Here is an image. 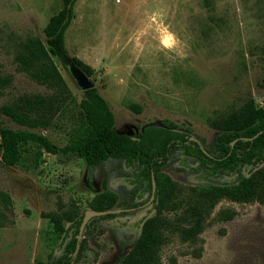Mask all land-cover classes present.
Here are the masks:
<instances>
[{
	"label": "rangeland",
	"instance_id": "374dc122",
	"mask_svg": "<svg viewBox=\"0 0 264 264\" xmlns=\"http://www.w3.org/2000/svg\"><path fill=\"white\" fill-rule=\"evenodd\" d=\"M78 0L66 32L68 57L90 65V78L108 101L116 130L134 135L147 125L173 121L204 148L214 152L215 135L207 119L251 94L264 101V0ZM62 0H0V74L11 83L0 106L22 93H45V86L19 70L15 54L28 36L44 37L49 17ZM214 14L225 23L212 21ZM76 102L81 90L69 68L54 58ZM76 106L60 114L44 133L65 145L79 124ZM17 127L0 114L1 126ZM264 166V164H263ZM250 166H243V175ZM182 185L234 182L236 174L204 176L198 159L171 152L162 167ZM76 155L51 154L29 145L22 161H0V191L12 205L0 226V264H51L75 234L64 220L67 238L53 231L49 213L78 216L100 193L114 195L117 213L93 216L85 224L72 264H113L132 246L141 221L153 215L156 192L142 167L110 158L92 178ZM151 198V199H150ZM220 209L235 212L216 221ZM110 214V215H109ZM200 234L203 253L173 239L162 251V264H264V207L259 203L220 200Z\"/></svg>",
	"mask_w": 264,
	"mask_h": 264
},
{
	"label": "trees",
	"instance_id": "16d2710c",
	"mask_svg": "<svg viewBox=\"0 0 264 264\" xmlns=\"http://www.w3.org/2000/svg\"><path fill=\"white\" fill-rule=\"evenodd\" d=\"M78 0H62V7L52 14L44 26V37L28 36L20 41L15 54L20 71L31 80L46 87L45 93H22L0 106V114L17 127H0V161L8 166L18 165L29 145L51 154L76 155L83 159L86 178L91 179L100 163L110 159H123L128 165L142 167L156 192L153 200L155 213L141 221L140 232L132 246L113 264H162V251L173 239L192 245L191 255L199 258L203 253L200 234L209 222L216 204L227 199L241 203H259L264 207V101L258 105L248 94L240 102L208 117L214 129V152L204 148L188 132L177 128L173 121L161 125H147L139 133L130 135L116 130L114 113L95 86L81 92L78 102L63 78L54 58L64 66L69 59L66 32L75 17ZM209 4V0H205ZM210 2H212L210 0ZM210 20L225 23L223 17L209 15ZM70 59L89 76L94 69L76 57ZM11 83V76L0 74V94ZM76 106L80 122L63 146L56 145L44 130L53 127L60 114ZM180 149L185 155L198 159L204 176L216 173L236 174L234 182L205 183L195 186L179 184L162 172L171 152ZM250 166L249 174L241 168ZM114 195L100 193L90 203L95 210L112 209ZM12 199L0 191V226L8 221ZM85 211L78 216L48 214L53 231L61 236V246L67 238L64 220L71 222L78 234ZM110 215V214H109ZM235 212L220 209L213 218L227 221ZM79 243L71 237L62 253L51 264H72Z\"/></svg>",
	"mask_w": 264,
	"mask_h": 264
},
{
	"label": "water",
	"instance_id": "95a60500",
	"mask_svg": "<svg viewBox=\"0 0 264 264\" xmlns=\"http://www.w3.org/2000/svg\"><path fill=\"white\" fill-rule=\"evenodd\" d=\"M65 64L69 68L71 77L73 78L76 86L83 92L87 89L95 87V81L90 78V76L82 70L79 66H77L71 59H66ZM154 187H155V182L154 178L152 176V195L151 198L153 197V192H154ZM150 198V199H151ZM122 209H106V210H95V209H87L83 215L81 224L79 226V231L77 235V240L79 241L83 229L85 227V224L89 221V219L93 216H98V215H104L108 213H117L120 212Z\"/></svg>",
	"mask_w": 264,
	"mask_h": 264
}]
</instances>
